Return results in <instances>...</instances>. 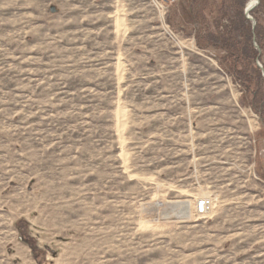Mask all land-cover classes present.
Wrapping results in <instances>:
<instances>
[{"label": "rangeland", "instance_id": "374dc122", "mask_svg": "<svg viewBox=\"0 0 264 264\" xmlns=\"http://www.w3.org/2000/svg\"><path fill=\"white\" fill-rule=\"evenodd\" d=\"M180 1L0 0V264H264L262 118Z\"/></svg>", "mask_w": 264, "mask_h": 264}, {"label": "trees", "instance_id": "16d2710c", "mask_svg": "<svg viewBox=\"0 0 264 264\" xmlns=\"http://www.w3.org/2000/svg\"><path fill=\"white\" fill-rule=\"evenodd\" d=\"M248 0H181L170 9L167 22L193 35L200 50L221 52L222 70L240 84L264 126V78L257 66L260 59L255 47H263L264 29L257 21L255 29L245 16ZM264 6V1L261 7ZM225 21L228 22L225 25Z\"/></svg>", "mask_w": 264, "mask_h": 264}, {"label": "built area", "instance_id": "2783aa9c", "mask_svg": "<svg viewBox=\"0 0 264 264\" xmlns=\"http://www.w3.org/2000/svg\"><path fill=\"white\" fill-rule=\"evenodd\" d=\"M214 201L211 198H202L197 203V214L206 217L213 209Z\"/></svg>", "mask_w": 264, "mask_h": 264}, {"label": "water", "instance_id": "95a60500", "mask_svg": "<svg viewBox=\"0 0 264 264\" xmlns=\"http://www.w3.org/2000/svg\"><path fill=\"white\" fill-rule=\"evenodd\" d=\"M255 7H256V6H255ZM255 7H254V8H255ZM254 8L250 9V8L246 7V10H245V15H246V17H247L248 20L252 21V23H253V28H255L256 23H255V21L252 19V17L250 16V13H251V11H252ZM256 48H258L257 45H256ZM258 65H259L260 69H262V75H263V78H264V70H263V67H262L260 64H258Z\"/></svg>", "mask_w": 264, "mask_h": 264}, {"label": "bare ground", "instance_id": "6f19581e", "mask_svg": "<svg viewBox=\"0 0 264 264\" xmlns=\"http://www.w3.org/2000/svg\"><path fill=\"white\" fill-rule=\"evenodd\" d=\"M258 4V0H250L248 3V8L252 9Z\"/></svg>", "mask_w": 264, "mask_h": 264}]
</instances>
